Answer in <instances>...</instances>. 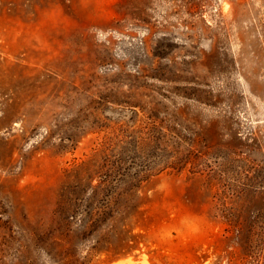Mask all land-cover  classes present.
<instances>
[{"label":"rangeland","instance_id":"rangeland-1","mask_svg":"<svg viewBox=\"0 0 264 264\" xmlns=\"http://www.w3.org/2000/svg\"><path fill=\"white\" fill-rule=\"evenodd\" d=\"M126 259L264 264V0H0V264Z\"/></svg>","mask_w":264,"mask_h":264},{"label":"bare ground","instance_id":"bare-ground-1","mask_svg":"<svg viewBox=\"0 0 264 264\" xmlns=\"http://www.w3.org/2000/svg\"><path fill=\"white\" fill-rule=\"evenodd\" d=\"M127 260V259H126ZM124 261V260H123ZM125 262V261H124ZM127 264H132L131 260L126 261ZM113 264H123V263H113Z\"/></svg>","mask_w":264,"mask_h":264}]
</instances>
